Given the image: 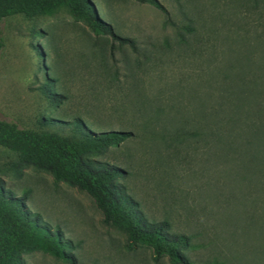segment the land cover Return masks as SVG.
Listing matches in <instances>:
<instances>
[{"label": "rangeland", "instance_id": "1", "mask_svg": "<svg viewBox=\"0 0 264 264\" xmlns=\"http://www.w3.org/2000/svg\"><path fill=\"white\" fill-rule=\"evenodd\" d=\"M158 1L168 20L136 0H92L113 36L94 33L65 8L4 19L0 120L77 142L76 119L95 136L128 133L89 159L119 169L117 183L147 218L189 238L192 264H258L259 242L242 236L247 203L233 199L243 191L233 181L234 165L212 149L199 115L219 111L221 87L237 66L254 68L239 59L263 55L264 0ZM49 120L52 126L41 125ZM15 161L0 147L4 187L26 196L31 213L60 229L76 264H170L167 257L155 262L149 247L129 248L86 193L48 172L14 168ZM22 264L66 263L34 252Z\"/></svg>", "mask_w": 264, "mask_h": 264}, {"label": "trees", "instance_id": "2", "mask_svg": "<svg viewBox=\"0 0 264 264\" xmlns=\"http://www.w3.org/2000/svg\"><path fill=\"white\" fill-rule=\"evenodd\" d=\"M160 11L168 20L166 8L158 0H136ZM68 9L76 21L84 22L96 34L113 36L101 21L92 0H0V23L13 15L27 18L52 16L59 9ZM4 40L0 32V51ZM252 67L241 65L234 70L230 84L221 87L219 111L199 115L201 123L211 132L212 149L223 152L234 165L233 181L243 189L237 203L246 207L242 223L245 241L259 242L255 257L264 262V53L258 61L242 57ZM239 61V63H240ZM250 64V65H251ZM245 66V67H244ZM48 90V83L43 87ZM44 90V89H43ZM48 96L49 100L51 95ZM49 120L42 126H52ZM72 141L62 135L42 129H27L16 123L0 120V147L16 156L14 168L32 167L52 175L90 196L103 215V223L126 235L129 248L146 246L155 262L167 257L170 264H192L188 257L189 238L171 233L167 221L147 218L139 203L117 183L121 172L95 163L88 154L108 147H117L130 135L107 132L95 136L76 119L71 123ZM221 155V156H222ZM214 156V155H213ZM215 157V156H214ZM245 191V192H244ZM26 196L16 197L0 178V264H22L23 255L40 252L66 263L76 264L69 240L59 228L44 224L38 214L26 206ZM261 262V263H260Z\"/></svg>", "mask_w": 264, "mask_h": 264}]
</instances>
